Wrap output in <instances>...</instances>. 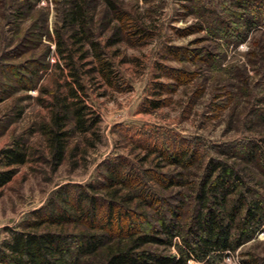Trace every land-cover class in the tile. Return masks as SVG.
I'll use <instances>...</instances> for the list:
<instances>
[{"label": "rangeland", "instance_id": "rangeland-1", "mask_svg": "<svg viewBox=\"0 0 264 264\" xmlns=\"http://www.w3.org/2000/svg\"><path fill=\"white\" fill-rule=\"evenodd\" d=\"M77 1L87 32L72 36L66 0H0V150L18 139L28 153L0 187V242L53 211L105 213L116 163L129 173L121 193L136 195L133 207L146 194L150 220L182 203V232L211 161L234 165L246 196L264 199V0ZM63 103L58 162L48 129ZM74 105L85 106V130ZM182 245L176 235L156 247L179 264H264V223L236 249L186 257Z\"/></svg>", "mask_w": 264, "mask_h": 264}, {"label": "trees", "instance_id": "trees-1", "mask_svg": "<svg viewBox=\"0 0 264 264\" xmlns=\"http://www.w3.org/2000/svg\"><path fill=\"white\" fill-rule=\"evenodd\" d=\"M66 1L64 26H71L72 36L84 34L87 32L84 6L77 0ZM99 59L102 74L109 76V64ZM69 105L62 104L64 112L54 115L53 126L48 129L52 155L58 162L65 150L66 131L62 130V121ZM74 106L75 124L85 130V106ZM185 154L186 151L175 155L172 161L182 162ZM27 155L25 142L18 139L0 150V187L12 178L17 165L27 161ZM254 155L255 151H247V161ZM125 172L118 163L108 168L106 184L110 190L105 213H97L94 206L81 208L77 204L78 213L53 211L45 219H32L20 228L9 229L8 236L0 242V264H179L182 259L175 260V255L164 253L156 246L170 245L180 235L182 254L202 257L210 252L236 249L264 223V199L256 190L252 196H246L249 187L239 169L225 161L209 163L196 194L198 209L184 232L177 221L182 203L170 209L166 216L156 214L161 213L157 209L156 221L150 220L152 216L147 208L151 205L146 194L137 206L130 205L136 195L130 190L124 194L120 191L122 185H130L129 173ZM242 182L244 190L240 186ZM88 199L94 201L93 196ZM71 217L82 224L81 231L69 227ZM249 263L256 264L254 259Z\"/></svg>", "mask_w": 264, "mask_h": 264}]
</instances>
